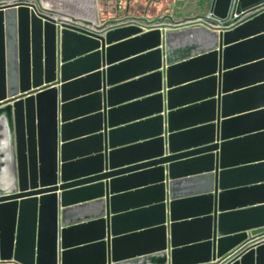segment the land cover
I'll return each instance as SVG.
<instances>
[{
    "label": "water",
    "instance_id": "1",
    "mask_svg": "<svg viewBox=\"0 0 264 264\" xmlns=\"http://www.w3.org/2000/svg\"><path fill=\"white\" fill-rule=\"evenodd\" d=\"M178 1L0 0V260L264 264V0Z\"/></svg>",
    "mask_w": 264,
    "mask_h": 264
},
{
    "label": "rangeland",
    "instance_id": "2",
    "mask_svg": "<svg viewBox=\"0 0 264 264\" xmlns=\"http://www.w3.org/2000/svg\"><path fill=\"white\" fill-rule=\"evenodd\" d=\"M212 5V0H179L177 14L184 16L186 14H202L207 13ZM231 22H235L236 18H232Z\"/></svg>",
    "mask_w": 264,
    "mask_h": 264
},
{
    "label": "built area",
    "instance_id": "3",
    "mask_svg": "<svg viewBox=\"0 0 264 264\" xmlns=\"http://www.w3.org/2000/svg\"><path fill=\"white\" fill-rule=\"evenodd\" d=\"M209 14V16H211V14H213L212 12H209L208 13ZM207 14V15H208ZM234 17H236V18H239L240 17V15L238 14V13H236V12H234L233 10L231 11V13H230V18L232 19V18H234ZM202 19H197V20H194V21H191V23H188L187 25H185V26H188L189 24H192V23H196V22H205V21H201ZM238 21V20H237ZM235 23V22H234ZM234 23H232L231 24V21L229 22V24L227 25L228 27H230V26H232ZM180 26H184V25H179V26H177V27H180ZM227 26H225V27H227ZM222 27H224V26H222ZM238 250H235V251H233L231 254H229L222 262H225V261H228V260H230V259H233V258H235L236 257V252H237ZM0 264H23V263H20V262H18V261H16V260H4V261H2V260H0ZM210 264H215V263H210Z\"/></svg>",
    "mask_w": 264,
    "mask_h": 264
},
{
    "label": "crops",
    "instance_id": "4",
    "mask_svg": "<svg viewBox=\"0 0 264 264\" xmlns=\"http://www.w3.org/2000/svg\"><path fill=\"white\" fill-rule=\"evenodd\" d=\"M175 15L178 17V20L181 21L184 26L187 25L188 23H191V21L201 19V17H203V15H200V14H186L184 16H179L177 14V11H176ZM138 138H140V137H138ZM138 138L127 137L125 139V142L137 140Z\"/></svg>",
    "mask_w": 264,
    "mask_h": 264
},
{
    "label": "bare ground",
    "instance_id": "5",
    "mask_svg": "<svg viewBox=\"0 0 264 264\" xmlns=\"http://www.w3.org/2000/svg\"><path fill=\"white\" fill-rule=\"evenodd\" d=\"M140 128H147V125H142Z\"/></svg>",
    "mask_w": 264,
    "mask_h": 264
},
{
    "label": "flooded vegetation",
    "instance_id": "6",
    "mask_svg": "<svg viewBox=\"0 0 264 264\" xmlns=\"http://www.w3.org/2000/svg\"><path fill=\"white\" fill-rule=\"evenodd\" d=\"M177 20H178V17H177ZM179 21V20H178ZM179 22H181V21H179ZM182 23V22H181Z\"/></svg>",
    "mask_w": 264,
    "mask_h": 264
}]
</instances>
